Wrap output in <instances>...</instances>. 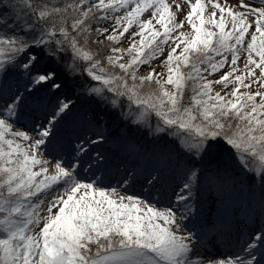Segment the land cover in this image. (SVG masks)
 Instances as JSON below:
<instances>
[{"label": "snow or ice", "instance_id": "1", "mask_svg": "<svg viewBox=\"0 0 264 264\" xmlns=\"http://www.w3.org/2000/svg\"><path fill=\"white\" fill-rule=\"evenodd\" d=\"M189 4L176 22L168 0H0V264H264V226L204 259L193 258L200 237L185 225L199 214L194 188L225 181L207 168L224 153L259 180L264 217V0ZM85 75L99 82L79 85L98 110L75 119L69 81ZM26 117L28 131L18 127ZM114 119L146 129L160 149L110 131ZM112 170L123 176L105 184ZM177 178L175 207L128 191Z\"/></svg>", "mask_w": 264, "mask_h": 264}, {"label": "rangeland", "instance_id": "2", "mask_svg": "<svg viewBox=\"0 0 264 264\" xmlns=\"http://www.w3.org/2000/svg\"><path fill=\"white\" fill-rule=\"evenodd\" d=\"M168 2L170 4L173 5L172 7V11L177 13V17H176V22H179L181 19H185V14L190 11V4H189V0H168ZM191 2H195V0H191ZM205 2H207V0H205ZM221 3H227L228 5H234L237 3V0H220ZM244 3H248V0H244ZM258 3V0H257ZM179 4L180 6V10L178 11L176 8V5ZM211 9H209L210 11ZM236 10L238 11H243L244 9L242 8H237ZM151 16V10H149L148 12H146L141 19L143 20H147L149 19ZM153 23L155 24V20H153ZM100 27H105V28H111V25H106V23H103ZM156 27H160L159 25H156ZM93 28L94 25H93ZM138 30L137 27L134 25L132 29H130V31H136ZM185 31L188 30V26L187 23L185 21ZM127 35V34H126ZM100 39H103V37H100ZM247 40V37H246ZM128 40L124 39L122 44H117L115 46L117 47H123V48H127L128 47ZM90 47L95 50L96 49V45L95 44H90ZM165 48V55L167 54L169 48L168 45L164 46ZM125 59H127V57H125ZM161 59H163V57H161L160 59L154 60L152 62V67H155L157 69V71H163V69L160 67V61ZM231 59V57L229 56V60ZM238 64L240 65V67H243V56L241 58L240 61H238ZM149 71V68L146 66H142L140 68L139 74L140 75H146ZM211 79H217L218 76H213V77H209ZM76 82H80L85 83L88 82L90 85L92 86H99V82L96 81H89V78L85 76H81V77H77L76 80L74 81H69L70 85L72 86V91H73V98H75V96L79 97L78 101H77V108H78V112L80 111V106H83L84 103H89L90 101H93V104L97 107L98 110V106L96 104V102L87 95L86 91L84 88L79 87L78 83ZM74 87V88H73ZM215 90L216 91H220L221 90V86L220 85H215ZM123 110L125 112L128 111L127 108V104L125 101V104L123 105ZM135 110V106H133V111ZM29 117H26L24 119V121L18 125V127L21 130H25L28 131L33 122L28 121ZM42 119V117H41ZM111 123L115 124L116 127L123 125L124 127H128L131 128L135 131H141L143 130V128L141 127L140 130H137V126L136 125H130L127 122H123L120 119H114L112 121H110ZM155 118L153 117L152 119V124L153 127L155 126ZM25 125H27V127H25ZM146 130V129H145ZM107 134V133H106ZM88 135H92L91 132L88 133ZM73 138V140H72ZM142 138H144L145 141H148V145L149 147H155V148H160L161 145L157 144L155 141H153L150 137H148L146 135V133H144L142 135ZM75 142V135H73L71 137V139L69 140L67 137L65 138V148L68 149V151L70 153H63L64 156H67V154L69 155L70 159H72L73 157V153H72V148H71V144ZM113 146H106V145H100L99 148L102 151L105 152H110L113 148H115L116 146V141H112ZM45 158L48 159H52L51 156H48L46 154ZM231 164V158L229 157L228 153H224L222 155V157L220 159H213V161L207 165L208 170H212L214 172L217 171V169H219L220 173L222 175H225V177L231 173L232 171V178L231 181L229 183V185L227 186L226 189H224V185H220L218 186L219 183H213V184H209L208 181L207 182H201L197 188H194L193 190V197L192 200L190 201L191 204H193L195 207L199 208V214H194L191 219H189L188 221L185 222V225L187 227V229L195 231L202 225L203 222H208V223H212L216 218H219L220 221L227 223L226 226L229 227V225H234L233 227H231V234H236L239 235L240 232H243V228L246 229L244 230L245 235L248 237V235H250L252 232H255L257 229H259L260 227L264 226V217H260L257 213V210L255 211V208L257 209V207L259 206V201L260 200H256V189L254 190L253 193H249L246 194L244 193V205L246 206L247 209H240L237 208L234 202V197L232 198V195L235 194L236 191V170H234V168L236 167L235 165H232L231 167H228V165ZM213 165H217L220 166V168H213ZM50 171L52 170V166L50 165ZM240 173H239V180H245L247 178V176H249L250 174H245L244 172H242L239 169ZM111 173V174H110ZM109 174L105 175L104 178V183L105 184H114L116 180L120 179L123 176V172L117 174L115 172V170H112ZM79 175L80 177H82L85 180H90L92 179V173L90 172H85L83 170H79ZM112 175V176H110ZM179 183V178L174 179L173 182L170 184V186H168L166 189L162 190H153V192L151 194L144 192H141V187L139 184L131 187L128 189L129 193H134L137 195L143 194V195H150L152 202L155 203L156 201H159L158 203V207L164 208L167 206H173L175 207L174 204V197H173V190L176 186V184ZM166 193V194H165ZM123 194V193H121ZM167 194H169V196H167ZM260 197V196H259ZM230 199V201H229ZM240 204V205H243ZM253 212V215H251L250 213ZM237 215H235V214ZM217 214V215H216ZM224 214V215H223ZM223 215V217H222ZM215 218V219H214ZM208 228V226H206V229ZM211 229V228H210ZM209 229V230H210ZM206 232V231H205ZM216 246H219L218 242L215 243ZM209 255H211V253L207 252ZM212 256V255H211ZM222 258V257H220Z\"/></svg>", "mask_w": 264, "mask_h": 264}, {"label": "bare ground", "instance_id": "3", "mask_svg": "<svg viewBox=\"0 0 264 264\" xmlns=\"http://www.w3.org/2000/svg\"><path fill=\"white\" fill-rule=\"evenodd\" d=\"M216 222L220 223L219 221H216ZM209 224H211V223H208L207 221L203 222L202 223V227L203 228L202 229L200 228V230L198 231V233H199L198 235L200 236L202 241L205 239L204 232H203L204 227H205V231L208 230V228L206 229V226H208ZM225 253L227 254L228 252H225ZM208 257L220 258L219 255H217V254H213L212 256L209 255L206 250H204L203 248H201V246H199V243H198L197 250H196V256H194L193 258H204V259H207Z\"/></svg>", "mask_w": 264, "mask_h": 264}, {"label": "trees", "instance_id": "4", "mask_svg": "<svg viewBox=\"0 0 264 264\" xmlns=\"http://www.w3.org/2000/svg\"><path fill=\"white\" fill-rule=\"evenodd\" d=\"M102 24H103V23H102ZM102 24H101V25H102ZM101 25H100V26H101ZM106 25H109V24L106 23ZM94 27H96V25H94ZM76 83H78L79 85L81 84L80 82H76ZM235 169H237V170H236V175H238V174H239V168L235 167L234 170H235ZM230 174H232V171H231ZM236 175H235V176H236ZM250 175H251V174H250ZM246 182L249 184V186L252 184V183L250 182V180H249V176H248V178L246 179Z\"/></svg>", "mask_w": 264, "mask_h": 264}]
</instances>
